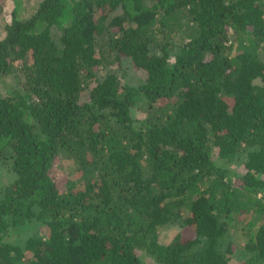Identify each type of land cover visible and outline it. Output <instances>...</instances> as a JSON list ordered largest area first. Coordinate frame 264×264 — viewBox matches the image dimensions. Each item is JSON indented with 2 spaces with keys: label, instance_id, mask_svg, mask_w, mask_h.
I'll return each instance as SVG.
<instances>
[{
  "label": "trees",
  "instance_id": "16d2710c",
  "mask_svg": "<svg viewBox=\"0 0 264 264\" xmlns=\"http://www.w3.org/2000/svg\"><path fill=\"white\" fill-rule=\"evenodd\" d=\"M18 7L0 38V164L13 175L0 264H143L140 251L229 264L233 230L242 264H264V0ZM181 218L192 236L161 243Z\"/></svg>",
  "mask_w": 264,
  "mask_h": 264
},
{
  "label": "rangeland",
  "instance_id": "374dc122",
  "mask_svg": "<svg viewBox=\"0 0 264 264\" xmlns=\"http://www.w3.org/2000/svg\"><path fill=\"white\" fill-rule=\"evenodd\" d=\"M41 0H6V4L3 9V15L0 16V38L3 37L4 35V24L9 23L11 20V15H12V10L14 8L15 3H18L20 7L17 8L16 15L17 17L19 16L20 18H26L29 17L37 8L38 3ZM98 51V48H97ZM101 72H99L100 74ZM127 73L130 76L137 75L138 77L142 76L143 74L139 72L138 70L134 69L131 65L128 66ZM141 77V78H142ZM141 113H139L140 115ZM244 156L241 155V157L236 161L235 164H230L229 166L235 170H240V165L243 160ZM58 164L61 167V170L67 175L70 176L69 174V168L67 165H69L64 159H60L58 161ZM13 175L8 174L4 171V166L0 164V187L5 186L10 180H12ZM186 213H182V218H184ZM182 218L174 223H169L166 226H163L159 229L158 235H159V241L161 243H166L173 239L175 236L179 235L181 237L187 238L192 236V228L186 224H184ZM249 219V216L247 217ZM42 229L39 228L38 230ZM32 233V231H31ZM231 239L236 243L237 245V250L230 256L229 264H242V255L240 251V247L243 245V236L242 233L238 230L235 231L233 230L231 232ZM29 235L28 231L24 232L21 231L19 234H12L9 236L8 239H10L13 243H18L22 244L24 243V240L26 237ZM140 257L142 260L143 264H149L151 262L147 256L144 254V252L140 251Z\"/></svg>",
  "mask_w": 264,
  "mask_h": 264
}]
</instances>
